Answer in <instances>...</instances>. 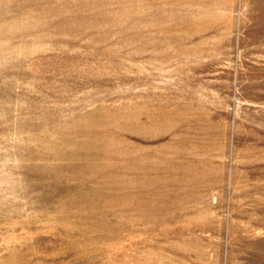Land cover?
<instances>
[{"label":"rangeland","instance_id":"374dc122","mask_svg":"<svg viewBox=\"0 0 264 264\" xmlns=\"http://www.w3.org/2000/svg\"><path fill=\"white\" fill-rule=\"evenodd\" d=\"M0 264H264V0H0Z\"/></svg>","mask_w":264,"mask_h":264}]
</instances>
